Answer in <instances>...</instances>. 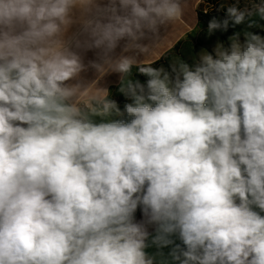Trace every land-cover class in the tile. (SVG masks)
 <instances>
[{"label":"clouds","instance_id":"obj_1","mask_svg":"<svg viewBox=\"0 0 264 264\" xmlns=\"http://www.w3.org/2000/svg\"><path fill=\"white\" fill-rule=\"evenodd\" d=\"M185 3L0 0V264H264V37L142 63ZM88 66L120 74L130 121Z\"/></svg>","mask_w":264,"mask_h":264},{"label":"rangeland","instance_id":"obj_2","mask_svg":"<svg viewBox=\"0 0 264 264\" xmlns=\"http://www.w3.org/2000/svg\"><path fill=\"white\" fill-rule=\"evenodd\" d=\"M202 4L207 7L206 9L211 7V5L207 6V2H202ZM220 5L221 4H219V7ZM218 8L216 10H219ZM212 14L214 15L203 17H201L199 14L197 16V20L194 21L193 29H189L184 26L182 31H188L189 33L184 36V39L181 41V43H179L171 51L165 52L164 56L157 63L151 64V66L155 68L163 66L166 70L170 71L171 61L175 60L177 57L187 62L189 65H192L194 60L198 58L202 51H206L214 55L213 49L217 42H222L227 47L229 45L228 38L238 32L242 34L247 31L264 37V16H261L259 13L253 14L252 16H245V19L239 24H236L234 20L228 15L217 14V12ZM213 19L220 23L222 27L215 30L211 35H208V25ZM225 20L228 21L226 30L223 29V22ZM241 40H243V35H241ZM130 79L133 81L138 80L141 84L146 86L149 77L139 73L138 69L133 67ZM109 98L117 103L121 113H123L122 116H113L111 118L130 121L131 117H129L125 112V104L130 103L131 101L118 90L112 92Z\"/></svg>","mask_w":264,"mask_h":264},{"label":"crops","instance_id":"obj_3","mask_svg":"<svg viewBox=\"0 0 264 264\" xmlns=\"http://www.w3.org/2000/svg\"><path fill=\"white\" fill-rule=\"evenodd\" d=\"M204 2H207V6L211 5L210 8L207 10H216L219 7V4L223 5L231 2V0H202ZM220 5V6H221ZM207 7H205L201 0H186L185 7H184V14L182 18L175 21L172 25H169L167 27H161L159 30V36L161 40L156 43L154 40H144L142 43L144 44H153V49L150 55L147 57L144 56L142 53H137V58L139 60H143L142 63L145 65H151L154 63H157L165 54L167 51H171L174 49L181 41L184 39V36L189 33L188 31L184 32L183 27L186 26L189 29L194 28V21L197 20L198 11L204 12ZM214 8V9H213ZM123 41L121 42V45L118 46V48L115 51V55H119L122 51ZM156 43V44H155ZM167 45V46H166ZM126 54H132V53H126ZM83 61L85 65H89L90 61H97V53L96 50H89L83 53ZM82 77L88 81L96 82V86L100 88H106L108 89L110 95L112 92L117 91L120 87V74L115 72H109L104 74L103 76H99V73L96 71V69L92 68L91 66L87 67V70L81 74ZM99 77V78H98ZM97 122L100 121V117L95 118ZM112 119V118H111ZM144 220L141 208L138 207L135 212V221L141 222ZM147 230L150 233L149 240H151L152 236L155 235V225H148ZM172 239L175 241V244H181V241L178 239V237L173 236ZM174 245H170L167 247H164L160 249L164 253L165 258L170 260V257L168 256V253L170 252L171 248ZM181 246H183L181 244ZM147 251L151 254L157 251L155 246L150 247L147 249Z\"/></svg>","mask_w":264,"mask_h":264},{"label":"built area","instance_id":"obj_4","mask_svg":"<svg viewBox=\"0 0 264 264\" xmlns=\"http://www.w3.org/2000/svg\"><path fill=\"white\" fill-rule=\"evenodd\" d=\"M202 2H204V1H202ZM232 2V1H231ZM253 2H255V3H257V4H264V0H253ZM219 10H205L204 12H201V11H198V13H202V14H211V13H226L227 11H226V7H222V6H220L219 8H218Z\"/></svg>","mask_w":264,"mask_h":264},{"label":"trees","instance_id":"obj_5","mask_svg":"<svg viewBox=\"0 0 264 264\" xmlns=\"http://www.w3.org/2000/svg\"><path fill=\"white\" fill-rule=\"evenodd\" d=\"M223 5H225V4H223ZM225 7H226V5H225ZM199 14H200L201 17H203V16H209V15H214V14H212V13H211V14H202V13H199ZM199 14H198V15H199ZM217 14L228 15L227 12H226V13H217ZM200 19H201V18H200Z\"/></svg>","mask_w":264,"mask_h":264}]
</instances>
